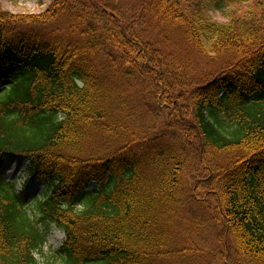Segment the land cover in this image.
<instances>
[{"label":"trees","instance_id":"obj_1","mask_svg":"<svg viewBox=\"0 0 264 264\" xmlns=\"http://www.w3.org/2000/svg\"><path fill=\"white\" fill-rule=\"evenodd\" d=\"M248 1L0 6V264H40L50 225L62 264L197 259L177 240L193 207L217 228L206 264H264V0L243 22L207 12Z\"/></svg>","mask_w":264,"mask_h":264},{"label":"rangeland","instance_id":"obj_2","mask_svg":"<svg viewBox=\"0 0 264 264\" xmlns=\"http://www.w3.org/2000/svg\"><path fill=\"white\" fill-rule=\"evenodd\" d=\"M52 0H0V6L3 11L8 13H30L36 14L43 12L46 7L51 3ZM254 0H249L245 4H236L230 7L217 9L213 6L207 4L208 15L212 18L213 21L219 23H228L229 16H232L234 19L239 20L240 22L246 21V12L250 11L254 17L259 16L261 10L259 8L260 3L263 0H255L254 6L251 9L247 8L253 3ZM249 9V10H248ZM195 60V67L198 71L201 72L206 67V64L203 60L198 58ZM27 163L23 160L17 161H8L4 165V177L8 182H15L16 191L20 192L23 182L27 176ZM43 189L42 185L34 183L31 187L27 188L24 193L27 199H31L33 196H38ZM193 217L196 219L198 225L197 233L193 234L190 229L191 219L186 218V212L182 214L183 221L180 222L177 240H180V246H184L185 242L193 243L195 247L203 250L202 256H199L197 259H182V260H173L167 262L166 264H206L208 261L212 260L214 256V249H216L217 243L215 241V236L217 233V228L214 229L210 221V217L207 214H202L197 207H193ZM31 215L33 213L31 212ZM188 219V220H187ZM41 229L44 231L43 225H40ZM43 227V228H42ZM46 244L40 252H37L34 257L40 264H62L60 257H63L61 251L62 244L64 241V234L62 231L57 229L55 226L50 225L46 230ZM217 264V263H215Z\"/></svg>","mask_w":264,"mask_h":264}]
</instances>
